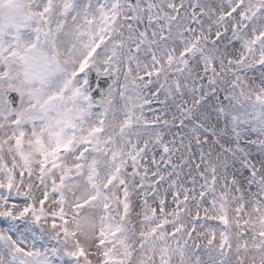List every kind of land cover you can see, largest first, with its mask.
Returning a JSON list of instances; mask_svg holds the SVG:
<instances>
[{
  "label": "snow or ice",
  "instance_id": "snow-or-ice-1",
  "mask_svg": "<svg viewBox=\"0 0 264 264\" xmlns=\"http://www.w3.org/2000/svg\"><path fill=\"white\" fill-rule=\"evenodd\" d=\"M0 264H264V0H0Z\"/></svg>",
  "mask_w": 264,
  "mask_h": 264
}]
</instances>
